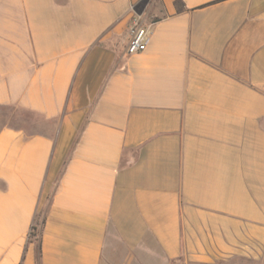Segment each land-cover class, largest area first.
Returning a JSON list of instances; mask_svg holds the SVG:
<instances>
[{"label": "crops", "instance_id": "obj_1", "mask_svg": "<svg viewBox=\"0 0 264 264\" xmlns=\"http://www.w3.org/2000/svg\"><path fill=\"white\" fill-rule=\"evenodd\" d=\"M0 264H264V0H0Z\"/></svg>", "mask_w": 264, "mask_h": 264}, {"label": "built area", "instance_id": "obj_2", "mask_svg": "<svg viewBox=\"0 0 264 264\" xmlns=\"http://www.w3.org/2000/svg\"><path fill=\"white\" fill-rule=\"evenodd\" d=\"M127 42L125 53L134 55L143 52L149 44L155 22L143 12H137L134 6H130L127 12Z\"/></svg>", "mask_w": 264, "mask_h": 264}, {"label": "trees", "instance_id": "obj_3", "mask_svg": "<svg viewBox=\"0 0 264 264\" xmlns=\"http://www.w3.org/2000/svg\"><path fill=\"white\" fill-rule=\"evenodd\" d=\"M43 220L44 219H39L38 221H36L35 225H33V227L31 228V231H30V237L31 238L35 239L38 235H40Z\"/></svg>", "mask_w": 264, "mask_h": 264}]
</instances>
